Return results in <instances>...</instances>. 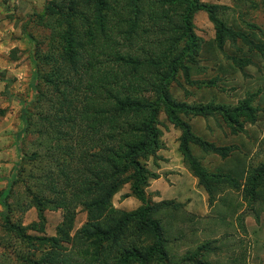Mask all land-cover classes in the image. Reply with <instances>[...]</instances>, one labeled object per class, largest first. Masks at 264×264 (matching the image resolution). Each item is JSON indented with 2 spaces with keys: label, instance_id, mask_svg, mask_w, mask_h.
I'll use <instances>...</instances> for the list:
<instances>
[{
  "label": "trees",
  "instance_id": "1",
  "mask_svg": "<svg viewBox=\"0 0 264 264\" xmlns=\"http://www.w3.org/2000/svg\"><path fill=\"white\" fill-rule=\"evenodd\" d=\"M232 1L264 10V0ZM200 10L213 25L212 45L234 67L242 71L252 65V54L264 56V29L233 28L224 6L201 0H44L30 16L46 35L38 41L27 26L21 29L31 46L34 89L30 108L21 111L25 145L17 146L15 174L0 193V264H212L210 254L221 249L213 238L181 257L174 253L187 237L181 224L194 233L203 218L183 203L148 199L146 188L158 178L148 163L164 148L161 113L179 130L182 164L208 205L233 190L240 206L259 218L264 161L231 173L208 171L200 155L227 159L238 147L208 142L189 123L220 119L235 134L264 113L256 105L259 92L232 107L173 96L180 79L189 87L213 84L193 79L203 72L202 40L193 25ZM259 147L264 154V133ZM126 185L127 196L140 203L135 210L113 205ZM32 208L37 220L25 225ZM78 208L86 219L74 230ZM46 211L61 212L53 236L45 235ZM240 253L227 257L228 264H244Z\"/></svg>",
  "mask_w": 264,
  "mask_h": 264
},
{
  "label": "rangeland",
  "instance_id": "2",
  "mask_svg": "<svg viewBox=\"0 0 264 264\" xmlns=\"http://www.w3.org/2000/svg\"><path fill=\"white\" fill-rule=\"evenodd\" d=\"M201 2L224 6L226 8L224 18L233 28L248 31V25H255L258 29H264V10L258 6H237L232 0H201ZM43 4L44 0H0V19L4 17L20 31L23 27L27 26V32L38 39V41H41L45 37L46 31L36 27L30 16L38 13L42 9ZM193 25L194 33L202 40L200 66L203 67V72L200 75L194 76L193 79H198L201 82L211 80L213 84L189 87L180 79V86L177 85L174 91H172L173 96L188 104L214 103L232 107L244 98L247 93L259 92L256 105L259 108H263L264 56L252 54V65L241 71L234 67L212 45L214 38L213 25L209 22L207 14L203 10L195 14ZM22 35L24 36L23 33ZM23 47L24 50H19L18 48H11L7 43L0 44V136L2 137V133L7 134V129L9 128L8 122L2 120L6 114L15 120L12 127L17 131V136L12 144V147H16V151H14L15 162L8 175L7 166L4 165L8 161L5 158V155L8 154L4 153L8 148L5 146V143L0 144V163H2L0 166V182H4L0 186V193L7 188L9 183V181L5 182V180H8L6 179L7 176L10 178L15 174L18 161L17 146L19 144L25 145L21 111L25 106L30 108L33 96L34 73L30 58L31 46L27 39L23 42ZM225 50L230 54H237L228 45L225 46ZM243 51L247 52L246 47H243ZM11 71H15V73L12 74ZM189 123L195 135L208 142H213L217 146L235 145L238 147V152L227 159H220L211 155H200L201 163L208 171L231 173L233 170L241 169L242 167L246 168L248 163L258 164L264 161L263 148L259 147V144L261 146L264 133L263 112H259L257 121L254 124H245L243 129L235 134L220 119L209 118L204 120L196 117L190 119ZM159 125L163 134L161 141L164 148L157 152L158 159L154 163L152 160L148 163V168L156 173L158 178H160V175L166 178L168 158L165 157L173 153L177 154L178 150L174 149V144L177 140L172 135L167 134L169 127H174L166 120L164 113L159 115ZM177 131L179 132V130ZM186 171L188 172L187 169ZM157 172H160V174ZM154 180H150L149 186L146 188L148 199L151 202H155L153 201V197L158 194L162 201L174 200L179 202L178 200H183V206L186 210L188 202L191 207L197 204L198 207H201L203 203V200H201L202 193L208 206L209 214L205 215L206 218L197 224L194 233H189L188 225L181 224V227L185 229L184 232L187 237H183L182 240L175 244V254L181 257L193 246L195 247L213 238L216 239L214 245L221 247V249L217 253L210 254L208 258L210 263L228 264L227 257L237 256L240 252L245 251V264H264V211L260 212L258 219H255L245 204H241L240 206L241 200L238 192L233 190L219 194L216 202L212 206H209L206 192L202 187L198 186L196 179V184L191 182L190 177L184 178V180L182 179L176 182V184L173 179L170 182L160 180L152 186L151 182ZM125 191L129 193L128 185L122 188L119 196L113 197L114 207L118 209V205L124 202L126 203V210L124 211L135 210L137 207H135L134 203L137 200L132 197L131 200H128L127 198L130 197L127 196L128 193ZM137 203L139 202L137 201ZM44 217L45 235L53 236L55 228L61 220V212L46 211ZM85 219V212L81 208H78L74 230L78 229L85 222ZM36 220L37 213L33 208L26 212L23 218L25 225ZM190 239H193L194 243H191Z\"/></svg>",
  "mask_w": 264,
  "mask_h": 264
},
{
  "label": "crops",
  "instance_id": "3",
  "mask_svg": "<svg viewBox=\"0 0 264 264\" xmlns=\"http://www.w3.org/2000/svg\"><path fill=\"white\" fill-rule=\"evenodd\" d=\"M0 21H1L0 22V42H1L0 44L7 43L11 48H18L19 50H24L23 42L26 40V38L22 35L21 31L19 29L15 28L13 23H10L4 17H1ZM11 32H13V33H11ZM11 72H12V74L15 73V71H11ZM2 120L8 122V127H9L7 129L8 130L7 134L2 133L3 135L2 134L1 135L3 138L0 136V138H1L0 144L5 143V146L8 148L4 152L5 154H8V155H5V158H7L8 161L5 162V164H4L5 166H7V175H8L11 171L12 166H14V162H15L14 151H16V147L15 146L12 147V144L14 143V139L17 136V134H16L17 131L12 127V124L15 123V120L12 119V117H10L8 114H6L5 117L2 118ZM168 131L169 132H167V134L172 135L173 138L175 140H177V138L179 137V132L172 127H169ZM3 147H4V145H3ZM174 149L175 150L177 149V142H175V144H174ZM165 158H168V164H167L168 165V167H167L168 171H166V178H163V175H160L159 176L160 178H157L151 182L152 186H154V184L156 182H159L160 180H164V182H166V181L170 182L173 179V181H175V184H176V182H179L182 179L184 180V178H189V177L191 178V182L196 184L195 179L190 176V174L186 171L184 165L182 164V160H181V156H180L179 152H177V154L173 153L172 155H169ZM171 158H174V159H171ZM1 165H2V163H0V166ZM157 173L160 174V172H157ZM10 178H8V176H7L6 179H8V180H5V182L6 181L8 182ZM1 184H4V182L3 183L0 182V186H2ZM186 191H187V189H186ZM125 192L128 193V191H125ZM153 192H156V191H153ZM197 192H200V191H197ZM120 194H121L120 192L117 193L115 195V197L119 196ZM201 196H202L201 200H203L201 207H198V204L195 205L194 207L192 205V207H191L189 202H188L186 205V210H187V212L194 214L198 217L200 216L201 218L204 219V218H206L205 215L209 214V212H208L207 203L205 201L206 200L205 196L202 195V193H201ZM127 199L131 200L132 198L130 197ZM174 199H177V198H174ZM153 201L159 202V201H162V199L160 198V195L156 194L155 197H153ZM178 201L180 203H184L183 200H178ZM135 202H136V203H134L135 207H138L139 203H137V201H135ZM117 208L119 210H126V203H124V202L120 203ZM241 253H243V255L246 258V252L244 251ZM243 262H244V264L246 263L245 259Z\"/></svg>",
  "mask_w": 264,
  "mask_h": 264
}]
</instances>
